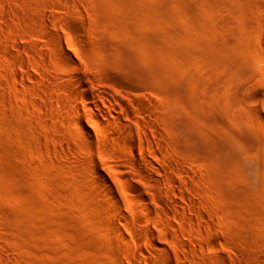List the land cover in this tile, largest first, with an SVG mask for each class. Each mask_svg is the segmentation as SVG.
<instances>
[{"label":"rangeland","instance_id":"1","mask_svg":"<svg viewBox=\"0 0 264 264\" xmlns=\"http://www.w3.org/2000/svg\"><path fill=\"white\" fill-rule=\"evenodd\" d=\"M262 24L264 0H0V262L140 259L125 255L110 230L112 214L90 171L97 153L70 106L84 120L100 116L70 95L76 88L62 74L71 70L62 55L69 43L89 92L120 96L160 126L159 136L148 135L188 171L172 176L190 197L176 200L192 226L165 216L191 239L184 248L167 237L184 263L218 264L219 254L227 264H264ZM108 162L129 174L121 160ZM159 202L168 204L162 193L152 204ZM138 214L136 229L145 224ZM147 247L149 263L163 264Z\"/></svg>","mask_w":264,"mask_h":264},{"label":"bare ground","instance_id":"2","mask_svg":"<svg viewBox=\"0 0 264 264\" xmlns=\"http://www.w3.org/2000/svg\"><path fill=\"white\" fill-rule=\"evenodd\" d=\"M262 25H260L262 28L260 33L264 37V26ZM68 51L74 53L79 63H81V59L74 52L73 46L67 43L66 50L62 55L70 63L71 70L62 74L76 88L70 92V95L74 99H80L81 105L87 113L93 112L100 116L99 119L93 118L91 113V120H84L79 107L77 105L70 106L79 135L87 141L90 149L97 153L98 159L89 157L90 171L97 177L98 184L106 197L101 204L112 214L109 218L110 230L119 237L125 255L134 257L137 254L140 257L138 260L127 259V263L150 264L148 256L150 251L147 247L149 246L151 252L158 256L163 264H185L182 253L172 246L167 237L170 236L174 244L184 248L189 247L188 241L191 239L189 236L184 239L182 230H180V234V231L178 232L165 216L170 215L179 219L188 230L192 226H189L190 223H187V220L184 221L185 208L176 200L179 198L183 202L190 203V197L178 191L176 180L172 176L173 173L179 175L182 172L188 173V171L180 165L179 160L167 157L168 150L157 140L159 138L155 140L156 137L148 135V132L152 131L159 136L163 130L160 129V126V128L156 127L149 120L137 117L120 96L113 95L107 90L90 93L80 75L82 69H80L79 63L74 61ZM85 80L88 82L89 78L86 76ZM96 98L100 99L101 104L95 101ZM112 158L119 159L129 166L126 171L130 170V172L125 174V176L128 175L127 177L123 175V170L120 171L109 164L108 160ZM131 179H136L140 183L149 180L157 188L155 190L142 189L133 184ZM161 193L166 197L168 204L159 202L157 205H153V201L158 199V194ZM138 212L144 215L145 224H139V229H136L133 222H142V217ZM139 231L148 237L147 246L138 237ZM160 231H164L166 235L165 238L163 237L164 239L159 236ZM154 241H157L158 244H153ZM3 251L4 247L0 243V252ZM170 253L173 254L174 260ZM218 255L215 256L218 264H227L226 258ZM234 262H238V260ZM0 264L2 263L0 262Z\"/></svg>","mask_w":264,"mask_h":264}]
</instances>
